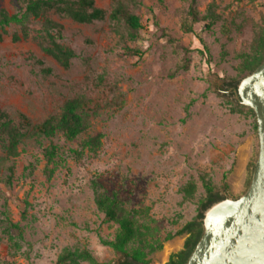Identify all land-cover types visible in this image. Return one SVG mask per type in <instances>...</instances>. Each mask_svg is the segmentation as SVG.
Instances as JSON below:
<instances>
[{"label":"rangeland","instance_id":"obj_1","mask_svg":"<svg viewBox=\"0 0 264 264\" xmlns=\"http://www.w3.org/2000/svg\"><path fill=\"white\" fill-rule=\"evenodd\" d=\"M211 1L219 18L208 29L204 21L197 22L195 34L179 26L187 0H138L132 8L143 28L135 40L109 20L78 23L56 17L63 24L61 42L76 53L68 68L31 38L12 41L16 26L0 29V107L11 116L22 112L38 122L54 114L67 96L107 99L90 117L86 133L104 134L95 158L78 162L66 157L68 170L59 166L47 180L38 148L26 141L14 159V186L2 181L5 171L0 175V217L6 211L23 230L15 248L0 228V264H58L66 247L87 248L100 262L118 260L120 253L99 242L100 237L111 239L117 224L96 207L91 179L117 194L122 212L137 211L135 217L147 225L148 264H162L182 247L186 234L178 230L197 212L205 193L202 177L220 194L225 174L228 193L222 196L245 191L258 149L255 117L233 104L220 79H240L236 54L248 48L255 25L264 22V0H197L201 15ZM94 2L111 6V0ZM22 6L0 0V8L10 13ZM231 20L243 23L240 32ZM199 39L209 62L198 52ZM125 47L141 54L125 55ZM182 47L190 49L189 62L174 72L183 61ZM35 59L51 71L41 72ZM54 141L64 149L77 147L61 137ZM190 181L195 188L187 196L183 189Z\"/></svg>","mask_w":264,"mask_h":264},{"label":"trees","instance_id":"obj_2","mask_svg":"<svg viewBox=\"0 0 264 264\" xmlns=\"http://www.w3.org/2000/svg\"><path fill=\"white\" fill-rule=\"evenodd\" d=\"M23 6L15 12H8L0 8V29L14 25L17 31L11 35L12 41L31 38L36 41L40 49L62 68H68L76 53L63 44V24L57 18H68L78 23H91L94 21L109 20L115 25H122L127 38L135 40L139 37L143 28L140 17L133 11V6L138 0H111L109 9L99 7L94 0H17ZM197 0H187V7L180 20L179 26L183 32L195 34L194 25L204 21L203 27L208 29L219 18L216 13V4L211 1L207 4L204 13L201 15L196 9ZM57 17V18H56ZM34 23L38 26L35 27ZM231 24L238 32L243 28V23L231 20ZM253 40L246 50L238 51L236 56L239 59L235 66L237 77L241 78L250 73L259 63L264 60V22L257 23ZM201 49L198 52L209 62L208 49L201 39ZM125 55L139 56L141 51L137 48L125 47ZM183 61L178 64L175 71L186 68L189 62L187 56L190 49L182 47ZM34 62L40 65V71L49 73V67H43L40 59ZM236 79V78H235ZM107 99H93L84 95H73L65 97L59 104L58 110L41 121L33 122L26 114L17 113V117L11 116L0 107V175L4 172L2 181L9 186H14L15 164L14 159L20 154V146L26 141L33 143L39 150L44 166L42 173L47 180L51 179L59 166L65 165L66 157L74 161H81L84 158H95L100 151L104 134L95 131L86 134L91 126L90 117L94 116L98 109L105 104ZM255 117L253 110L238 101H232ZM186 107V116L188 114ZM253 128L256 130V123ZM86 134L78 141V137ZM61 137L65 141L77 142V147L64 149L54 141ZM254 162L249 165L252 174ZM29 172L35 169L33 162L28 165ZM222 188L228 193V184L225 182V174L222 175ZM205 193L198 200L196 214L185 221L178 233H185L182 247L168 255L162 264H184L200 238L202 227V211L213 202L223 198L209 180L201 178ZM93 200L105 219L117 224L115 233L111 239L99 238V242L109 246L114 252L120 253L118 264H148L147 225L135 217L137 211H124L120 207L119 199L115 192L107 193L101 190L100 184L91 179ZM195 185L188 182L183 189L189 196L193 194ZM141 214V213H140ZM139 214V215H140ZM140 216H143L140 215ZM0 228L8 234V240H14L15 248H19L18 240L22 238L23 230L17 222H13L6 211L0 217ZM14 235V237H13ZM170 234L166 236L169 238ZM161 245L158 244V248ZM80 260L89 264H112L98 261L87 248H63L57 256L58 264H78Z\"/></svg>","mask_w":264,"mask_h":264},{"label":"water","instance_id":"obj_3","mask_svg":"<svg viewBox=\"0 0 264 264\" xmlns=\"http://www.w3.org/2000/svg\"><path fill=\"white\" fill-rule=\"evenodd\" d=\"M232 89L255 114L257 156L245 191L202 211V234L184 264H264V60Z\"/></svg>","mask_w":264,"mask_h":264},{"label":"flooded vegetation","instance_id":"obj_4","mask_svg":"<svg viewBox=\"0 0 264 264\" xmlns=\"http://www.w3.org/2000/svg\"><path fill=\"white\" fill-rule=\"evenodd\" d=\"M222 80V90L224 91V93L226 95H233V86H234V82H229L227 80H224V79H220ZM112 264H118V260H116L115 262H113Z\"/></svg>","mask_w":264,"mask_h":264}]
</instances>
